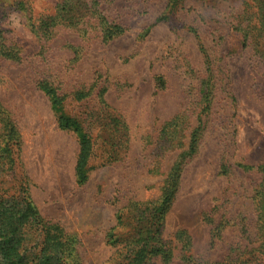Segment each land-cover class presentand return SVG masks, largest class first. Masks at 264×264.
<instances>
[{
  "label": "rangeland",
  "instance_id": "374dc122",
  "mask_svg": "<svg viewBox=\"0 0 264 264\" xmlns=\"http://www.w3.org/2000/svg\"><path fill=\"white\" fill-rule=\"evenodd\" d=\"M58 1L0 0V170L11 172L9 140L36 210L76 237L82 264L115 255L107 234L116 210L157 199L181 160L171 171L179 177L162 224L170 264H206L246 243L243 227L249 221L255 230L252 197L261 178L242 166L264 162V55L252 43L242 46L230 20L252 0H180L170 14V0H79L85 20L101 15L123 30L108 41L92 26L84 36L57 27L48 40L37 37L20 4L53 12ZM258 41L264 47V33ZM41 80L65 94L63 112L91 137L81 184L78 134L58 126ZM76 89L86 96L76 100ZM173 119L178 133L167 142L162 130ZM197 125V148L181 157ZM208 217L213 225L226 221L218 237ZM186 235L189 252L182 250Z\"/></svg>",
  "mask_w": 264,
  "mask_h": 264
},
{
  "label": "trees",
  "instance_id": "16d2710c",
  "mask_svg": "<svg viewBox=\"0 0 264 264\" xmlns=\"http://www.w3.org/2000/svg\"><path fill=\"white\" fill-rule=\"evenodd\" d=\"M71 2L59 0L53 12L38 13H34L29 6L20 5L24 10H28L27 24L30 30L44 40L51 38L57 27L73 29L84 36L92 26L98 29L101 41H108L123 30L121 25L110 22L101 15L95 22L90 23L85 20V10L77 3L79 0L75 3ZM179 2L180 0H170L167 12L173 13ZM95 14L99 16L100 13ZM230 25L234 30L239 31L242 46H249V43H252L255 51L259 53L258 56L264 55V47L261 48L262 45L258 41L260 35L264 33V0H252L246 3L242 12L231 15ZM38 87L44 88L52 100L57 110L58 126L62 129H72L78 134L79 151L75 172L76 182L81 184L87 177L86 165L93 148L91 137L83 131L81 121L63 112L61 105L65 94L58 93L56 87L46 80L39 81ZM104 90L100 87L96 91L97 98L102 104L105 103ZM72 93L76 100L86 96L83 89H76ZM111 121H117L116 124H119L120 118L113 117ZM200 129V125L192 129L188 147L181 153V157L190 155L196 150ZM116 131L119 129L116 128ZM162 131L164 140L171 142L170 138L174 136L173 134L178 133L176 119L166 123ZM11 145L13 143H9V140L4 142L11 172L0 170V264H82L76 247V237L65 233L58 224L42 217L36 210L28 191V178L22 173L18 155L10 149ZM181 162L182 160L170 168L157 199L144 202L130 200L129 204L116 210L115 224L107 234V243L116 248L115 255L102 264H154L155 257H158L163 264H170L172 252L162 238V224L172 202L176 179L179 177V173L175 174L171 171L176 172ZM228 168L227 164H222L221 171L226 173ZM242 168L255 170L261 178L252 197L256 214L255 230L250 234L249 221L245 222L248 227L244 225L243 234L247 242L230 248L222 259L207 261L206 264H264V162L257 165H243ZM208 221L212 225L213 235L218 237L226 221L216 222L214 225L210 217ZM182 233L184 235V231L179 234ZM189 249L190 239L186 235L182 250L189 252ZM184 260L190 262L192 256L184 254Z\"/></svg>",
  "mask_w": 264,
  "mask_h": 264
}]
</instances>
